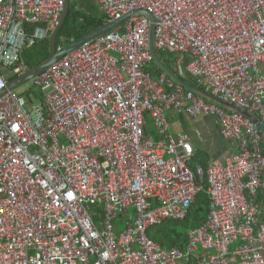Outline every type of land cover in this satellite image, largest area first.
Wrapping results in <instances>:
<instances>
[{
    "label": "built area",
    "instance_id": "2783aa9c",
    "mask_svg": "<svg viewBox=\"0 0 264 264\" xmlns=\"http://www.w3.org/2000/svg\"><path fill=\"white\" fill-rule=\"evenodd\" d=\"M95 2L106 22L151 13L157 53L177 57L195 88L264 124V0ZM64 6L0 0V91L26 71L24 48L47 38L43 25L54 28ZM150 24L132 15L54 63L26 94L0 99V264H264L261 131L147 71ZM201 116L229 147L191 167V136L170 128ZM203 181L206 223L184 249H163L147 231L184 220Z\"/></svg>",
    "mask_w": 264,
    "mask_h": 264
},
{
    "label": "trees",
    "instance_id": "16d2710c",
    "mask_svg": "<svg viewBox=\"0 0 264 264\" xmlns=\"http://www.w3.org/2000/svg\"><path fill=\"white\" fill-rule=\"evenodd\" d=\"M69 10L66 20L59 30L56 37V50L59 51L73 41L78 40L83 35L90 31L102 26L106 23L107 19L101 13L98 6H96L94 0H68ZM34 25H29L28 35L31 34L34 29ZM45 28H49V25H43ZM52 30L49 29V35L44 40L35 42L33 46L25 47L22 55L21 62L25 67V70L32 69L45 61L49 56V38ZM159 58L164 65L178 76L183 81L194 85L193 81H189L186 77L179 74L177 67V61L174 57L168 56L162 53H158ZM153 76H159L162 71L153 63L147 69ZM18 74L10 75L7 82L16 78ZM185 126V125H184ZM264 138V133L261 132ZM264 154V145H263ZM209 160L208 157L204 158L202 152L195 154L192 166L199 164L205 166ZM198 184L200 181L198 179ZM203 189L197 195L194 203L189 209V213L184 220H167L159 226H155L147 231L148 236L158 243L163 249H184L187 244V234L190 230L203 226L210 213L211 200L206 193L207 184L206 181L202 183ZM260 202L264 204V196L260 195Z\"/></svg>",
    "mask_w": 264,
    "mask_h": 264
},
{
    "label": "water",
    "instance_id": "95a60500",
    "mask_svg": "<svg viewBox=\"0 0 264 264\" xmlns=\"http://www.w3.org/2000/svg\"><path fill=\"white\" fill-rule=\"evenodd\" d=\"M65 1V6H64V11L63 14L59 20V22L54 26V28L49 27L52 32L49 38V56L48 58L43 61L42 63H40L39 65H37L36 67L32 68V69H27L25 72H23L22 74H19L16 78L10 80L7 82L6 87L4 89H2L0 91V99L5 96L7 93L9 92H13L16 91L18 88L22 87L23 85H26L28 83H31L36 77H38L42 72H44L46 69H48L50 66H52L54 63H56L57 61L61 60L64 56H66L67 54L71 53L72 51L78 49L80 46L94 40L95 38H97L98 36H101L111 30H113L115 27H117L118 25L122 24L123 22H125L128 18H130L132 15H144L146 16L149 21H150V30H149V51L153 60L154 65H156L164 74H166L170 79H172L174 82H176L177 84L181 85L182 87H184L187 90L192 91L193 93L202 96L203 98H205L208 101H211L219 106H222L224 108L227 109H231L234 110L236 112L241 113L242 115H244L245 117L249 118L252 120V122L257 126V128L264 133V124L263 122L258 119L255 115L251 114L249 111L241 109V108H237L234 105L224 102L218 98H215L197 88H195L194 86L190 85L189 83L183 81L182 79H180L178 76H176L172 71H170L165 65L164 63L161 61V59L159 58V55L155 49V30H154V22L155 19L152 16L151 13L147 12V11H143V10H139V11H134L131 14H126L124 15L121 19L119 20H115L113 22H106L105 24H103L102 26L90 31L89 33L83 35L82 37H80L78 40L73 41L70 45H68L67 47L57 51L56 50V37L57 34L59 32V30L62 28L67 14H68V10H69V1L68 0H64Z\"/></svg>",
    "mask_w": 264,
    "mask_h": 264
},
{
    "label": "crops",
    "instance_id": "0c3cea01",
    "mask_svg": "<svg viewBox=\"0 0 264 264\" xmlns=\"http://www.w3.org/2000/svg\"><path fill=\"white\" fill-rule=\"evenodd\" d=\"M95 4L98 6L96 2ZM261 68L264 70V64ZM171 129L173 130V133L170 132L171 134L183 131L190 135L195 153L205 151L209 159H220L228 152L229 142L222 138L214 119L209 116L174 120L171 123L170 131ZM261 195L264 196V190Z\"/></svg>",
    "mask_w": 264,
    "mask_h": 264
},
{
    "label": "rangeland",
    "instance_id": "374dc122",
    "mask_svg": "<svg viewBox=\"0 0 264 264\" xmlns=\"http://www.w3.org/2000/svg\"><path fill=\"white\" fill-rule=\"evenodd\" d=\"M172 57H174V58L176 59V61H177V57H175V56H172ZM186 60H188V58H187V56H184L183 61H186ZM10 73H11V71H10ZM187 79H188L189 81H192V80H191L190 78H188V77H187ZM31 89H32V83H28V84L23 85L22 87L18 88V89L16 90V93H18V94H20V95H23V94H26V93H27L28 91H30ZM31 99H32V100L34 99V101H36V100H37V95L34 94V95L32 96ZM170 132L173 133V130L171 129ZM263 139H264V138H263ZM263 145H264V140H263ZM203 157H204V158L209 157V156L206 154L205 151L203 152ZM194 165H197V164L194 163ZM190 166H192L191 163H190ZM154 227H155V226H154ZM154 227H152V228H154Z\"/></svg>",
    "mask_w": 264,
    "mask_h": 264
}]
</instances>
